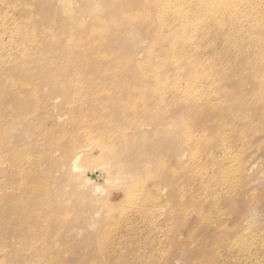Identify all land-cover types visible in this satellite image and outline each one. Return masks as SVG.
I'll use <instances>...</instances> for the list:
<instances>
[{
	"label": "rangeland",
	"instance_id": "1",
	"mask_svg": "<svg viewBox=\"0 0 264 264\" xmlns=\"http://www.w3.org/2000/svg\"><path fill=\"white\" fill-rule=\"evenodd\" d=\"M250 1L204 0L202 4L194 5L199 17L205 19L207 30L204 35L206 34L207 41L214 42L207 45V48L200 44L198 51L191 52L195 58L199 56L197 59L190 58L188 66L185 64L187 58L182 59L180 56L183 61L181 60L179 68L183 77L185 74V84L190 80L196 84H216L223 92L235 96L243 84L245 86L242 88L246 89L243 91L246 92L258 82L264 83V0ZM22 2L25 4L24 9H29L33 4L39 7V13L36 14L41 16L37 20L47 28L45 31L48 28L57 30L60 35L59 38H53L49 45H42L40 38L32 31L23 30L27 11L24 14L16 11L10 17L11 10L0 4V82L3 77L6 78L11 68L27 59L64 56L66 53L59 45L67 40H76L75 37L80 34L87 41L81 43L89 46L87 50L73 52L74 57L79 54V66L85 68L86 75H99L101 82L108 81L111 84L106 86L109 90L103 97L93 99L95 110L102 112L99 113L96 124L92 125L98 130L95 134L89 130L91 125H87L88 122L80 119L71 122L70 109L63 105L64 100L52 98L47 103L50 105L49 113L32 107L25 101L26 91L30 88L38 90L40 94L49 89L42 86L50 76L44 69H37L32 63L25 65L22 73H14L12 81L16 85L11 91L4 92V88L0 86V179L4 171L13 167L12 164L19 165L24 161L20 157L44 154V170L54 164L58 166L56 175L49 182L60 181L55 185L54 194L48 197L51 212L60 215L54 226L46 224L35 228L31 222L18 225L8 217L9 212L0 216V264H37V261L32 260L37 256L34 249L41 253L46 245H50L55 254L63 253L66 256V261H62L64 264H96L103 254L105 242L107 248L108 236L105 235L110 229L114 230L110 241L117 240L121 245L129 244L127 248L130 247V250L136 248L143 255L145 264H221L220 252L224 248L211 244V240L215 239L210 238L227 233L218 230L221 227L218 224L220 220L215 218L217 215L213 212L217 209L230 230H244L247 238L257 235L263 240L258 242L261 245L260 248L258 246L259 250L254 247L256 251L253 253L239 255L234 264H264V109L262 105L256 104L257 99L249 101L251 120L248 124H245L241 116L238 120L228 118L226 113L231 112V105L220 104L216 124L220 134L217 140L211 142L212 131L208 130L202 133L206 140L201 141L200 149L193 148L190 141L178 133L181 128L187 127V120L183 117L188 115L185 113L189 109L188 103L177 110L168 108L170 101L164 99L167 108L160 113L156 112L158 99L162 95H173V80L168 78L170 72L167 74L170 69L168 67L172 64L169 61L167 69L162 64V61H166V55L156 63H149L150 52L159 51L157 49L160 46L154 49L153 42L158 31L154 28L150 32V23H137L134 0ZM248 4L251 6L249 12ZM86 5H92V11L85 9ZM223 6H227L226 9ZM146 11H152L149 3H146ZM106 16L108 21L99 26L102 30L89 26L93 22L95 26L98 25L99 20ZM130 18L135 19L131 29L125 26L127 23H123L124 20L128 23L132 21ZM58 19L61 22H57ZM216 22H219L217 26L214 24ZM234 29L238 31L236 34ZM45 31V36L55 35ZM78 31L79 34L76 33ZM26 32L29 33L27 37L32 50H24ZM221 32L226 36L221 37L220 44L214 37L217 38V34ZM232 36H236V39ZM259 37L263 39L258 44ZM252 38H257L258 41ZM227 40L231 45L233 43L232 46L236 43L234 49L238 47L239 52L237 49L224 52L223 41ZM217 66L220 67L217 69ZM154 67H159L158 70L161 71L156 73L158 78L147 73ZM229 68L231 70L228 72ZM242 71L249 77L243 76ZM120 93L124 94L123 100L118 98ZM217 99V96L213 98L214 101ZM237 99L243 102L238 96ZM104 100L108 104H104ZM120 102H124L125 107L131 110H135L137 106L143 108L132 112H116L107 107L120 105ZM88 105L92 106L91 103ZM193 106L195 105L192 104ZM60 108H63V113H60ZM119 109L123 110L121 107ZM160 118L167 120V124L172 126L163 131L158 126ZM14 121L16 124H13ZM135 122L138 126L132 128L131 125ZM207 122V118L202 115L195 118L197 125ZM118 124L127 128L126 140L118 139L108 148L116 150L119 154L118 164L123 162L124 165L108 178L109 185H105L107 171L114 165H108L106 157L99 158L101 151L96 148L95 142L100 140L99 130L117 128ZM107 125L108 128L100 127ZM61 128L64 129L59 130ZM76 128L77 131L74 130ZM221 135L225 143L219 140ZM57 136H69L68 138L78 140L70 162L65 160V147L59 146L54 151L46 150L49 144L56 141ZM92 142L94 144L90 145ZM86 146H89L88 150H85ZM78 154L76 163H73ZM49 155L53 157L52 160ZM103 167L106 170L102 173ZM158 168H162L165 174L161 175L156 170ZM173 169L179 184L171 185L167 180ZM93 174L96 175V181L95 185L90 186V194L86 179L92 178ZM228 177L231 179L228 180ZM2 182L0 180V185ZM136 185L137 190L132 198L134 190L130 187ZM10 194L12 196L11 192ZM13 202L0 188V207ZM196 206L203 209L200 210L201 213ZM250 210L254 212L247 221ZM201 214L207 215V219H204L206 221L201 220ZM205 225L209 227L206 231L202 229ZM248 225L251 226L250 230H247ZM194 232H198L195 233L196 237L191 235ZM155 255L158 257L152 258ZM132 259L126 256L120 262L117 261L119 258L104 261L108 264H123L125 260Z\"/></svg>",
	"mask_w": 264,
	"mask_h": 264
},
{
	"label": "bare ground",
	"instance_id": "2",
	"mask_svg": "<svg viewBox=\"0 0 264 264\" xmlns=\"http://www.w3.org/2000/svg\"><path fill=\"white\" fill-rule=\"evenodd\" d=\"M81 1H84V0H81ZM203 2L204 0H134L135 5L133 7V9L135 10L134 14H135V17H136L135 19L137 23L139 24L150 23L151 25L148 27L149 31L151 32L154 28H156L158 31V34L156 35V38L153 40V42H154V49H157L160 46L159 49H157L159 51L150 52L149 57H148L149 63L150 64L156 63L159 60H162L163 55H166V61H162V64L166 66L165 67L166 69L169 66L168 65L169 61L172 64L168 67L170 69L167 71V74L168 72H170L168 74L170 75L168 78H171L173 80V84L171 85V91L173 95L171 96L162 95L160 99H158L156 112L160 113V111L164 110V108H167L165 107L164 99H168L170 101L168 104V108L173 107V109H177V110L182 105L188 103L189 109L185 111V113L187 112L188 115L183 117V119L187 120L186 125H185L187 127L186 129L184 127L181 128V130H179L178 133L181 136H183L187 141H190L193 148H196V149H200L201 141L206 140V138L202 136V133H204L205 131H208V130L212 131V135H210L211 142H215L217 140L220 134L219 128L216 125L218 118H219L220 104H230L232 110L231 112L226 113L227 117L228 118L234 117L235 120H238V117L241 116V119L246 122V123L243 122L245 124H248L251 120L250 119L251 115L249 114L251 111H249L248 109L250 107L249 101L254 102L257 99L256 104L258 106L262 105L264 109V85H263L264 83L262 82H258L256 86H254L251 90H247L246 92L243 91L246 89L242 88L245 86L244 84L243 86L238 85L240 86L241 90L238 89L239 91L236 95L243 102H239L236 95L234 96L225 91L223 92L221 88L215 86L216 84L207 85L205 84V82L204 83L199 82L200 84H196L194 81H191V80L188 81L186 84L183 82L185 74H184V77L181 75L182 70L181 68H179V65H181V60L187 58L186 59L187 61H185V64L188 66V60H190V58H195V56H193L191 52H193L194 50L198 51L199 49L198 47L200 44H204L206 47L207 45H210L211 43L213 44L214 42V40L211 43L207 41L208 38L206 37V34L204 35L205 31L207 30L206 23L204 22L205 19L201 16L199 17V15L197 14V9L194 8V5H197V3L202 4ZM146 3H149L151 5L152 11L150 13H147L146 11ZM0 4H1V7L9 8V10H11L10 17H12V14L15 13L16 11L17 12L21 11L23 14L27 11L28 15H26V23L23 27V30L32 31L33 34L36 35L38 39L40 38V41L43 43L42 45H49V43L53 41L52 40L53 38H59L60 33H57L58 32L57 30L55 31L49 30L48 28V30L45 31L47 28L44 27L43 23L40 24V22L37 20L39 18L38 16H41V15L37 16L36 14V12L39 13V11L37 10V8L39 7H36L34 4L31 5L29 9L23 8L25 4L22 2V0H0ZM249 4L247 6L248 12H249V7H251L249 6ZM182 5H184V7ZM91 6L92 5H86L85 9H88V11L90 10L92 11ZM229 6H230V3H229ZM223 7H225L226 9L227 6H223ZM230 9L228 8V10ZM96 12L98 14V10ZM224 16L226 17L227 15H224ZM228 17H230V14ZM234 18L236 21V17ZM130 19L132 21H130L129 23L126 22L125 20L123 21V23H127L125 26L129 29L132 28V22L135 21V19H132V18ZM107 21H108V16H106L103 19H100L98 25L95 26L94 25L95 22H93L89 26L92 25V27L94 28L97 27V29L102 30V27L99 28L100 24L107 22ZM57 22H61L60 19H58ZM217 23L219 22H216L214 24H216L217 26ZM229 23H226V25L228 24L227 26H229ZM212 27L213 26H211V28ZM222 28H224L223 25H222ZM257 29H260V28H257ZM235 30L236 29H234V31ZM44 31L55 33V35L50 34L48 36H45L43 34ZM88 32L89 30H87V33ZM208 32H207V35H208ZM236 32L238 31H235V34ZM76 33L79 34L80 32L78 31ZM221 34L219 35L217 34V38L214 37L215 41H217V43H220V44H221L220 42L221 37L226 36L224 35L223 32H221ZM235 34H232V35H235ZM257 34L258 33H256L255 35L257 36ZM27 35L29 37L28 32H26L25 39L23 42V44L25 45L24 50H32L30 47L31 42L28 40ZM252 37H255V36L253 35ZM261 38L259 39V41L256 40L257 38L256 39L252 38V39L255 40L256 42L258 41V44H259ZM75 39L76 40L74 41L67 40V42L59 45L62 48V50H64V52L66 53L64 56L60 58H53L52 56H48V58L46 57V59H42V58L33 59V60L27 59L21 64H16L13 68L9 70V73L6 76V78L3 77L1 79L0 86L4 88V92L11 91L10 89L14 88L16 85V83L12 81L13 77L15 76L14 73H22L23 68H25V65L32 63L35 65L37 69H41V70L44 69L45 72H49L50 76L47 81L43 82L42 86H46L49 89L42 91L40 94L38 90L32 89L29 87L30 88V89L28 88L29 91H26L25 101H28V103L32 107L35 106L36 108H40L42 111H46L47 113H49L48 106L50 105L47 103L51 102L52 98L53 99L59 98L61 101L64 100L63 105L69 106V109H70V116L72 117L71 122H74L77 119L88 122L89 124L87 123V125H91L89 127V130L92 132V134H95L98 130L92 127V125L96 124L97 117L100 115L99 113H102V112H98L97 110H95V103L93 99L95 97L97 98V96L103 97V94L107 92V90H109L108 88H106V86H108L111 83H108V81L101 82L99 75L96 77L91 76V75H86L85 68L79 66L80 65L79 54L74 57L73 52L75 50H87L89 45H85V43H87L86 38L81 37L80 34L77 35ZM82 41H84L85 43L84 44L81 43ZM244 42H247V41H244ZM223 43H224V49H223L224 52L225 50H227L226 52H228V50L231 51V49L233 50L237 49L236 50L237 52H239L240 50L238 47L234 49V47L237 46L236 43H234L235 46H232L233 43L231 45L229 40L223 41ZM252 43H255V42H252ZM254 47L256 48V46ZM167 51H168V54H167ZM180 56L182 59L180 58ZM198 56H196L195 59H197ZM95 58H97V56H95ZM98 58L101 59L100 57ZM109 60H112V59L110 58ZM220 60H221V56H220ZM218 61H217V65H218ZM255 63L257 64L259 62H255ZM196 64H198V62ZM218 67L220 66H217V69ZM98 68H100L99 65H98ZM158 68L159 67H154V69L148 70L147 73L149 75H152L153 77L158 78L156 73H161V71L158 70ZM227 70L229 72L231 68ZM222 71L223 70L221 69V72ZM242 74L243 76L245 75L246 77H249L247 73L243 72ZM243 82H244V79H243ZM123 84L121 86H123ZM247 85L249 86V84ZM235 89H237V87ZM216 96L218 97V99L214 101L213 98ZM118 98L123 100L124 94L120 93V97ZM104 101H105L104 104L107 103L106 100ZM90 103L92 104L91 107H89L88 105ZM192 104H194L195 106L192 107ZM52 106L54 107L55 104L53 103ZM80 107H83V108H80ZM107 107L108 109H112L116 112H119V111L120 112H126V111L132 112V111L143 108V107L137 106L135 110H131L125 107L124 102H120V105H117V106L110 105ZM120 107L123 110L119 109ZM60 113H63V108H60ZM235 114L237 115L234 116ZM199 115H202L205 118H207L208 122L206 124L197 125L195 123V118ZM159 122L160 123L158 124V126H160L163 129V131L168 130L169 127L172 126L170 124H167V120L165 119L160 118ZM13 124H16V121H14ZM137 126H138L137 122L131 125L132 128L137 127ZM100 127L108 128L109 125L100 126ZM62 129L64 128H61L59 130H62ZM77 129L78 128L74 130L77 131ZM127 131H128L127 128L120 124L117 125V128L99 130L100 135L98 137L100 140L98 142H95L96 148L101 151V153H99V158L106 157L109 160L108 165H112V164L114 165V167L111 170L109 169L107 171L108 175L106 176V178L105 179L103 178L104 180H106L105 185L108 184L107 183L108 178H111L114 175L113 173L116 170L120 169V166L122 164L124 165L123 162L120 165L118 164L119 154L116 152V150H114L113 148H108V147H111V145H113L118 139L119 140L123 139V141H125ZM69 136H62V137L57 136L56 141L53 142L52 144H49L50 146L49 148H46V150L48 149V151H54L59 146L65 147V150H66L65 160L66 162H70V160L75 154L76 147L74 148V146L76 145V142L78 140H76L75 138H68ZM221 138H222V135L219 137V140L222 143H225V140ZM65 139H68V140L64 141ZM92 144H94V142L90 143V145ZM89 146H86L85 150H88ZM78 157H79V154L74 158L73 163H76ZM19 159L24 160V161L21 162L19 165L12 164L13 167L9 171H4L2 175V179H0V180H3V182L0 185L1 190L6 192L9 195V197L12 198L14 201L13 203H8L5 206L0 207V216L4 215L3 214L4 212H9L10 215H8V217H10V219L13 220V223H16L18 225H24V224H27V222H31V224L33 223L35 228H38L39 226L46 225V224H48L49 226H54L56 224L55 220L60 218V215H57L56 213L51 212L50 202L48 200V197L54 194V190H56L55 185L59 184L60 181H58L57 183H50L49 180L51 179L53 180L54 176L57 173L56 168L58 166L54 164L53 166H51V168L44 170L43 169L44 163H42V161L44 160V154H37L36 156H31V157L22 156ZM49 159L52 160L53 157L50 156ZM47 164H49V162H47ZM105 170H106V167H103L102 173ZM156 170L159 171L161 175L165 174L162 168H158ZM171 171L172 173L170 177L167 178V180L171 182V185L179 184V181H176V176H175L176 171L174 169ZM122 178H124V180L126 179V177H122ZM95 179H96V175L94 174L92 175V178L87 177L86 179L87 185H89L90 194H91L90 186L95 185V181H96ZM230 179L231 177H228V180ZM138 181L139 183H142L140 180ZM138 185L130 187L131 190L132 189L134 190L132 191V198L134 196V192L137 190L136 187ZM10 192L12 193V196ZM127 192L129 193V191ZM196 208L199 212L200 210H203L202 208H199L198 206H196ZM213 212H215L216 215L218 216V217L216 216L215 218L220 220L218 224H220L221 227L218 228V230L227 231L226 234H221V235H218L217 237H214L216 235H213V237L212 236L210 237L211 239H215V241L210 239L211 241H213L211 242V244L219 245L225 250V251L223 250L220 252L221 253L220 254L221 264H234L237 261V258L239 255H245V254H249V252L253 253V251L259 250L261 245L258 244V242L263 241L262 239H260L257 235H254L251 238H247L246 233L243 232L244 230L243 231L230 230L228 226H226V221L224 220L222 215H219L220 210L217 209ZM248 212H249V215L247 216L248 218L247 221H249V219L252 217L250 215H252L253 214L252 212L254 211L250 210ZM201 218H202L201 220L206 221L204 219H207V215L203 214ZM112 225L114 226V223ZM206 226L207 225H205V228L204 227L202 228L205 231L209 229V227H206ZM251 226L248 225L247 230H250ZM113 231H114L113 229H110L107 235H105V236H108L107 248H106V242H105L104 243L105 248L103 250V254L96 264H108V262H105L104 260H107L109 258H114V260L119 258L120 260H117V261L120 262L121 259L126 256L132 257L133 259L125 260L123 264H145L143 255L141 253H138L136 248L133 250H130L129 249L130 247L127 248L129 244L125 243V245L124 244L121 245V244H118L117 240H114L113 242L110 241V238L113 235ZM0 233H1V229H0ZM195 233H198V232L191 233V235L196 237ZM254 247L256 250H254ZM125 248H127V250ZM34 251L36 252L37 256H35V253L33 252V256H35L36 259L32 258V260L37 261V264H64L62 261H66L65 259L66 256H64L63 253L55 254L51 250L50 245H46L43 248V250L41 249L42 251L41 253H40V250L34 249ZM155 257H158V256L155 255L152 258H155ZM248 264H256V263L248 262Z\"/></svg>",
	"mask_w": 264,
	"mask_h": 264
}]
</instances>
